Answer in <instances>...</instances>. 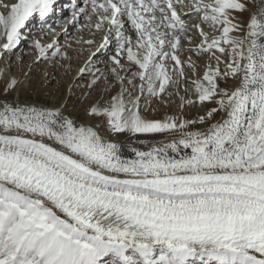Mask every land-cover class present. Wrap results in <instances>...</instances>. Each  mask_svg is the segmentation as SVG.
Wrapping results in <instances>:
<instances>
[{"label":"snow or ice","instance_id":"1","mask_svg":"<svg viewBox=\"0 0 264 264\" xmlns=\"http://www.w3.org/2000/svg\"><path fill=\"white\" fill-rule=\"evenodd\" d=\"M55 3L0 0V56L38 17L51 39L30 41L34 62L68 78L65 103L49 107L21 102L22 82L0 68V264H264V0H82L65 23L105 34L77 41L88 55L73 75L71 45L47 23ZM113 33L102 72L94 57ZM109 80L119 90L88 115L112 134L173 138L129 159L65 114L75 87L107 94ZM164 95L209 106L196 119L146 118L142 99Z\"/></svg>","mask_w":264,"mask_h":264},{"label":"bare ground","instance_id":"2","mask_svg":"<svg viewBox=\"0 0 264 264\" xmlns=\"http://www.w3.org/2000/svg\"><path fill=\"white\" fill-rule=\"evenodd\" d=\"M72 1L78 3V6H82V0H71V1L56 0L54 11L47 18V23L52 24V26L56 29L57 40L61 46H64L67 44L71 45V48H69L68 51H69V54L73 56L72 64L75 69V67L78 64L82 63V61L88 55V51H87L88 46L83 45V51H82L81 44L77 43V41L81 39L83 40L95 39L99 43V41L102 39L105 33L96 32L94 29L90 30L89 28H86V27L80 28L75 23H65V21L72 14V11H68V7ZM57 21H59V23H57ZM87 23H88L87 20L83 18H79L80 25L87 24ZM28 31L32 32V34L30 35ZM23 33L27 38L29 36L30 38H32V40L39 39L42 43H48L51 39V35L47 32V29H43V30L41 29L40 21L38 17H33L30 19V21L27 24V27L23 29ZM125 35L132 36L133 39H135L134 31L131 30V25L127 23L125 24ZM27 38L26 39L22 38L21 42L12 50L11 54L5 53L2 56H0V68H3L6 72L7 71L12 72V63L9 58L14 57L15 61L16 62L18 61L16 57L19 56L20 50L23 48L24 44L27 43ZM115 48H116V44H115V37L113 33L111 35V43L109 44V46L107 48L101 49L94 57L93 63L95 67L99 68L102 72H107L106 66H111L109 57L115 53ZM93 50H95V46H93ZM109 52H113V54L109 55L107 59L104 58V55L108 54ZM43 64L44 65H43L42 74L36 80L34 79V75L36 73L34 71V68L32 69V67H31V76L27 78V80L25 79L23 72L27 70L28 65H26L23 68L22 73L19 76H17V79L21 81L23 84V87L19 91V99L21 100V102L27 101L29 103H35L36 105H45V106L51 107L54 104H56V106H59L60 103H65L64 98L61 99L58 94L52 92V89H49V87L46 88L42 85V83L45 80H47L46 75L51 74V69H50L49 64L47 62H43ZM121 64L124 65L125 69L130 67L129 62L126 59V56L121 59ZM135 70H136L135 67H133V71ZM121 71H122V74H121L122 76H125L126 78L131 77V72H127L123 70ZM85 78L88 79V77H85ZM65 81H67L65 82V85H67L68 80H66V77H65ZM75 83L77 85L81 84L82 80H77ZM234 84H235V81L230 80L227 82V85H222V86L232 87ZM0 87H2V84H0ZM183 87L184 86L180 87L179 92L184 90ZM31 88H33L32 91L29 90ZM65 90H67L66 87H65ZM171 90L175 91L174 88ZM184 94H185L186 99L192 98L191 92L186 93L184 90ZM16 95H17L16 93H11L8 96V99L12 100L16 98ZM174 96L167 98L166 95H164L161 98L147 97L146 99H142L141 101L142 114L148 119H155L154 118L155 113H160L162 114L163 117H165L167 116V113L170 111L169 113L170 114L172 113V115L175 112L176 116H182L184 119H190L192 118V115H193L191 111H194V112L202 111L203 107L202 108L201 106L200 107H196V106L188 107L187 103L185 104L184 108L181 109L179 107L180 100L178 101ZM0 98H3V97L0 96ZM157 99H160V100L156 101ZM143 100L145 101L144 104H142ZM66 105L67 106L64 109V112L66 115L76 120L77 124H85L87 126L93 127L94 130H96L98 134L101 135V137H103L105 140L119 144L120 154L125 158L130 159L133 157L134 154L130 150L132 147H138L141 150L146 151L148 146L151 144L159 145L163 142H168L169 140L173 138V135L165 136L164 134H137V136L135 137L131 136L128 133L111 134L102 129L103 126L102 124L100 125V122H102V119L93 121L89 119L90 117L86 118L83 114L84 112L82 110L83 108L81 109V107H78V105L74 106L73 103H71V101H66ZM220 118H221L220 115L216 116L217 120ZM197 128H199L200 130H203L201 126L199 125H197ZM189 130H193V129H189ZM139 140H146L148 141V144H140L138 142Z\"/></svg>","mask_w":264,"mask_h":264},{"label":"rangeland","instance_id":"3","mask_svg":"<svg viewBox=\"0 0 264 264\" xmlns=\"http://www.w3.org/2000/svg\"><path fill=\"white\" fill-rule=\"evenodd\" d=\"M28 33L31 35L32 32L28 31ZM35 34V33H33ZM32 40V38H30L28 36L27 38V43L24 44L23 48L20 50V53H19V56L21 57V60L20 61H15V58L14 57H10V61L12 63V75H15L16 78L17 76H19L22 71H23V68L28 65V68L25 72L28 71L29 67L31 66L32 69L34 68V71H35V75H34V79L36 80L38 77L41 76L42 74V71H43V61L42 62H34V59H33V50L31 49L30 47V41ZM17 52V51H16ZM113 54V52H109L108 54L104 55V58H108L109 55ZM21 63V64H20ZM18 65V66H17ZM50 66V65H49ZM21 68V69H20ZM50 69H51V74H45L46 75V78L47 80H45L42 85L44 87H49V89H52V92L53 93H56L59 95V97L62 99L64 98V93H66L65 91V77H63V74H62V70L60 69L59 66L57 67H52L50 66ZM74 67H73V73H71L70 75H73L74 74ZM122 74V71H120ZM17 73V74H16ZM66 80H68V78H66ZM86 80V78H85ZM85 80H82V83L81 84H78V85H82L85 83ZM230 81V80H229ZM57 82H59V84H57ZM53 83V84H52ZM108 83L112 84V87L108 90V93L107 94H104L103 92V83L99 86L98 89H95L91 92V95L90 96H87L85 97L83 95L84 92H87L88 90L87 89H81L80 87H75L73 89V92H74V95L72 97L71 100H68V101H71V103H73V105H78V107H81V109L84 111L83 114L86 118H89L93 121H97L98 119H102V118H95V116H91V115H88L85 111V109L88 107L89 104H91L92 102H95V101H101L103 102V100H107L108 99V96L111 95V94H115L117 91H118V86L117 84H114L112 83L111 80L108 81ZM184 88V87H183ZM182 89V88H181ZM30 91L33 90V88L29 89ZM170 91H172L171 89H169ZM185 90V88H184ZM184 90L183 91H180V96H185L184 94ZM174 92V90H173ZM183 92V94H182ZM180 96H174L178 101L180 100ZM166 97L168 98V96L166 95ZM102 98V99H101ZM160 99H157L156 101H159ZM170 100V99H169ZM145 101L143 100L142 104H144ZM186 104V103H185ZM188 107H192V106H196V107H200V105L197 103L195 105H191L189 106V104H187ZM199 105V106H198ZM209 105H206L205 107H201L202 108V113L201 112H194V111H191L192 112V118L190 119H196L199 115H203L204 111H206V107H208ZM170 112V111H169ZM167 113V116L171 115V116H176V113L174 112V114L172 115V113ZM160 113H155V116L154 118L155 119H159V120H163V116L162 114ZM195 114V115H194ZM94 118V119H93ZM162 118V119H160ZM102 124V129L105 130L106 132L108 133H111L106 124L103 123V119H102V122H100V125ZM104 124V125H103ZM105 127V128H104ZM112 134V133H111ZM165 136H170V134H167L165 133L164 134Z\"/></svg>","mask_w":264,"mask_h":264}]
</instances>
